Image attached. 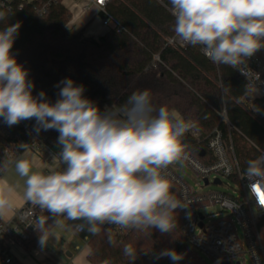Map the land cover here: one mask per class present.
<instances>
[{
	"label": "clouds",
	"instance_id": "clouds-1",
	"mask_svg": "<svg viewBox=\"0 0 264 264\" xmlns=\"http://www.w3.org/2000/svg\"><path fill=\"white\" fill-rule=\"evenodd\" d=\"M174 34L184 44L200 46L214 64L240 67L264 49V0H169ZM8 13L0 10V21ZM20 23L0 29V118L8 126L35 120L34 128L59 133L60 151L53 157L62 170H34L35 158L0 159V176L11 167L24 180L26 201L54 217L82 220L97 233L102 225L161 234L177 228L176 209L181 201L164 174L170 164L185 156L183 138L193 125L175 109L157 108L147 89L133 91L122 104L101 110L84 95L83 84L61 80L53 103L44 91L33 95L29 71L17 61L12 48ZM255 73L253 87L256 94ZM247 172L264 175V159L248 161ZM16 186L0 180V217L14 208ZM250 194L264 209V182L254 183ZM48 217L37 220L40 243L53 233ZM59 223V221H56ZM132 261L135 249L126 245ZM173 261L182 253L165 250Z\"/></svg>",
	"mask_w": 264,
	"mask_h": 264
},
{
	"label": "trees",
	"instance_id": "trees-1",
	"mask_svg": "<svg viewBox=\"0 0 264 264\" xmlns=\"http://www.w3.org/2000/svg\"><path fill=\"white\" fill-rule=\"evenodd\" d=\"M44 3L31 0L22 9H2L8 15L0 21V29L9 24L21 25L12 52L29 71L28 78L35 84L34 96L44 91L54 103L59 92L56 85L70 77L77 85L83 84L84 95L104 110L124 103L133 91L147 89L157 108L175 109L185 120L195 122L202 138L218 123L214 109H226L229 120L241 133L234 131L232 136L243 172H247L248 161L259 156L255 146L264 150V100L245 105L244 79L230 66L214 64L199 45L181 49L169 44L175 35L169 0H111L107 12L123 29H110L98 38L87 35L90 22L73 33L69 28L73 14L60 1L49 4L45 14H37L35 6ZM100 16L105 15L99 13L96 18ZM157 55L160 61L155 60ZM34 125L33 119L10 127L0 118V159L5 150L8 157L19 155L36 143L58 154L59 133L37 132ZM172 191L176 195L173 185ZM42 217H48L45 227L49 231L60 219L45 209L37 220ZM176 222L175 231L166 234L155 229L119 231L115 225L104 224L89 239L87 258L91 264H207L183 235L178 210ZM35 226L21 243L29 253L40 243ZM259 230L264 241V215ZM126 245L135 249L133 261L124 253ZM165 250L182 253L183 259L173 261L161 255Z\"/></svg>",
	"mask_w": 264,
	"mask_h": 264
},
{
	"label": "built area",
	"instance_id": "built-area-1",
	"mask_svg": "<svg viewBox=\"0 0 264 264\" xmlns=\"http://www.w3.org/2000/svg\"><path fill=\"white\" fill-rule=\"evenodd\" d=\"M28 1L31 0H0V10H11L14 7L22 9ZM57 1L65 5L66 0H45L46 3L36 5L34 10L37 14L43 15L47 12V6ZM69 1L78 3L80 0ZM87 1L86 9L94 6L96 15L99 13L105 15L99 19L107 31L110 29L122 31V25L107 12V5L111 0ZM169 44L181 49L190 46L175 35L169 39ZM155 60L160 61L159 55L155 56ZM231 68L245 81L246 92L242 98L245 105L250 107L256 100H264V49L257 51L246 64ZM255 73L259 74V78L255 81L257 92L252 96L255 91L252 83ZM214 111L218 116V123L204 138L196 123L186 120L192 123L193 128L183 138L187 148L184 158L179 160L197 174L202 184L197 189L192 187L180 174L181 168L177 162L170 164L164 172L171 184L176 187V196L182 203V206L176 209L182 214L181 231L194 250L217 264H233L240 257L245 260L246 255L250 256L252 264H264V241L259 230L264 209L258 206L256 199L250 194L254 183L264 182V175L257 177L242 171L232 136L234 131L238 133L240 131L229 120L226 109ZM255 148L259 151L258 157L264 159V150L257 146ZM29 149L41 159L53 160L57 155L48 150L43 143H36ZM17 156L18 154L12 153L10 158L16 159ZM63 167L66 165L53 160L48 170L52 168L62 170ZM224 180H229L230 183ZM223 185H227L225 191L217 188L203 190L204 187ZM210 209L214 211L206 212ZM43 212L44 209L27 202L23 207L14 209L9 221L0 220V256L6 264L16 263L7 255L8 244L21 246V243L28 239L32 227ZM117 229L124 230L118 226ZM73 230L79 234L84 232V227L73 224ZM241 231L243 238L240 236ZM237 263L241 264L239 261Z\"/></svg>",
	"mask_w": 264,
	"mask_h": 264
},
{
	"label": "crops",
	"instance_id": "crops-1",
	"mask_svg": "<svg viewBox=\"0 0 264 264\" xmlns=\"http://www.w3.org/2000/svg\"><path fill=\"white\" fill-rule=\"evenodd\" d=\"M87 2H88L87 0H80L78 3H73L72 6H66L73 14L72 20L69 23V28L73 33H78L85 25H87L90 22V25L88 26L86 33L89 36L98 38L99 36L104 35L107 32V30L102 26L100 19L96 18V8L92 6L90 9H86ZM21 157L29 160L35 158L34 170H43L45 173L48 170L51 163H53V160L51 159L47 160V159L39 158L30 149L25 150L23 153L17 156V158H21ZM0 180L6 181L7 183L16 186V193L14 195V208L11 211L7 212L2 217H0L1 221H9L13 216L14 209L23 207L28 202L23 197L24 180L23 178H20L16 174L14 167H11L6 175L0 176ZM73 224H72V231L73 233H75L73 230ZM66 225L69 226L68 222ZM77 225H81L83 227V225L80 223H77ZM50 232L53 233V235H51L49 238L53 239L54 241L63 240L62 238L63 231L62 232L55 231L54 233V228H53ZM93 234L94 233L92 232V235ZM87 237L88 236H85V240L87 242L83 246H81V244H79L78 242H76V245L74 247H73V243L72 244L70 243L68 246H66L64 242L63 246H65L66 258L60 261L55 259L56 262H54L53 260L50 261L51 257L45 255L46 252L43 250L41 243H39L35 247V249L30 253L29 252L26 253V251L19 245V247L15 249L17 255L12 254L13 251V247L11 245L12 243H9L7 247V255L11 257L13 261H16V263L19 264H91L87 258L89 253L88 241L91 237L89 239H87ZM0 258H1L0 264H6L1 256Z\"/></svg>",
	"mask_w": 264,
	"mask_h": 264
},
{
	"label": "rangeland",
	"instance_id": "rangeland-1",
	"mask_svg": "<svg viewBox=\"0 0 264 264\" xmlns=\"http://www.w3.org/2000/svg\"><path fill=\"white\" fill-rule=\"evenodd\" d=\"M65 5L66 6H72L73 3H71L69 0L65 1ZM178 166L181 168L180 169V174L186 179V181L195 189L198 188V186H200L202 184V182H200V179L198 178L197 174L189 167L187 166L185 163L181 162V161H177ZM224 182L226 183H230L229 180H224ZM217 188L218 190L221 191H225L227 189V185H223V186H209V187H204L203 190H211ZM212 212L214 211L213 209L210 210H206V212ZM69 224V226H67L66 224ZM75 223H80L83 225L84 227V232L79 233L78 236L77 234L73 233L72 231V224ZM66 225V227H65ZM65 227V228H64ZM68 227V228H67ZM55 231H63V240H56L54 241L53 239L49 238L47 241V244H43V250L46 252L45 255L50 256V261L53 260L54 262L55 259L57 260H62L64 258H66L65 256V246H63L64 244H66V246H68L70 243H73V247L76 245V242H78L79 244H81V246L85 245V243L87 242L85 240V236H88L87 239H89L92 236V232L89 231L88 227L86 226L85 222L82 220H71L68 219L66 217H60L59 219V223H57L54 226V233ZM55 235V234H54ZM240 236L243 238V233L242 231L240 232ZM53 237V236H52ZM65 242V243H64ZM64 243V244H63ZM13 247V251L12 254L17 255V253L15 252V249L17 247H19V245L12 243L11 244ZM73 250V249H72ZM199 253V255L202 257V259L207 263V264H217L215 263L212 259L208 258L207 256H205L204 254L200 253L199 251H197ZM24 253V252H23ZM27 253V252H26ZM1 259V258H0ZM241 262V264H252L250 256L246 255L245 256V260L242 259V257H240L238 260H236L233 264H237V262ZM16 262V261H14Z\"/></svg>",
	"mask_w": 264,
	"mask_h": 264
},
{
	"label": "water",
	"instance_id": "water-1",
	"mask_svg": "<svg viewBox=\"0 0 264 264\" xmlns=\"http://www.w3.org/2000/svg\"><path fill=\"white\" fill-rule=\"evenodd\" d=\"M202 154H203V153H202ZM202 154H201V155H202ZM226 264H228V263H226ZM237 264H239V263H237Z\"/></svg>",
	"mask_w": 264,
	"mask_h": 264
}]
</instances>
